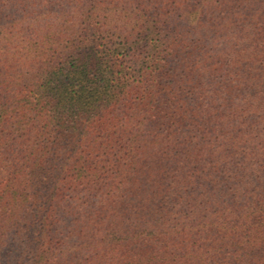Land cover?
<instances>
[{"label": "trees", "instance_id": "obj_1", "mask_svg": "<svg viewBox=\"0 0 264 264\" xmlns=\"http://www.w3.org/2000/svg\"><path fill=\"white\" fill-rule=\"evenodd\" d=\"M97 1L0 0V264H264V0Z\"/></svg>", "mask_w": 264, "mask_h": 264}, {"label": "rangeland", "instance_id": "obj_2", "mask_svg": "<svg viewBox=\"0 0 264 264\" xmlns=\"http://www.w3.org/2000/svg\"><path fill=\"white\" fill-rule=\"evenodd\" d=\"M43 3V15L38 19L36 23H33L31 26L32 29L37 30V34H33L31 36H28L33 41H45L48 37H53V35H58V33H62L63 31H66L70 27H75L80 24V17H82V14L79 10L78 3L83 1V3H86V0H44ZM117 1V0H116ZM121 6L119 9H122V7L126 6V3L128 4L129 9H134L136 6L135 2L128 3L127 0H118ZM130 1V0H129ZM135 1V0H132ZM97 2H101L102 4H105V6H111L114 5L113 0H98ZM10 6H6L4 9L0 8V13L3 11V15L1 13V20L4 19L3 22L9 21L10 18L16 19L18 21L24 20V17L21 12H18L14 10L15 12L12 14L13 8ZM3 9V10H2ZM195 17L188 18L186 22H191L192 20H195ZM29 21V18L27 19V23H24V25H27ZM120 22L118 18H112L111 22L114 24L116 22ZM25 22V21H22ZM55 33V34H54ZM68 34V33H67ZM66 35V34H65Z\"/></svg>", "mask_w": 264, "mask_h": 264}]
</instances>
